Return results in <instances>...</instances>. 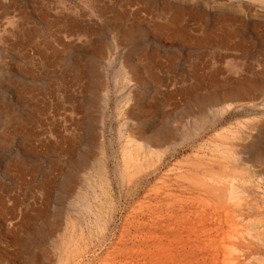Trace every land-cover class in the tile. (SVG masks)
Masks as SVG:
<instances>
[{
	"label": "rangeland",
	"instance_id": "1",
	"mask_svg": "<svg viewBox=\"0 0 264 264\" xmlns=\"http://www.w3.org/2000/svg\"><path fill=\"white\" fill-rule=\"evenodd\" d=\"M0 264H264V0H0Z\"/></svg>",
	"mask_w": 264,
	"mask_h": 264
},
{
	"label": "bare ground",
	"instance_id": "2",
	"mask_svg": "<svg viewBox=\"0 0 264 264\" xmlns=\"http://www.w3.org/2000/svg\"><path fill=\"white\" fill-rule=\"evenodd\" d=\"M242 87V86H241ZM241 88H240V86H235V88H234V91H239ZM243 89V88H242ZM94 98V97H93ZM161 138H158L157 139V142L158 141H163V140H167L168 138H169V133H168V131L167 130H163L162 132H161ZM234 140V139H233ZM91 141L92 142H95L96 141V135L95 134H92V136H91ZM150 141V140H149ZM155 141H153V143H154ZM101 149H103V148H101ZM102 151V150H101ZM75 158V157H74ZM129 158H131V156L129 157ZM89 159H90V154L89 153H85L84 155H82V157H81V159H80V161L78 162V164L79 165H83V166H85V165H87L88 164V161H89ZM128 161H129V159H128ZM127 161V162H128ZM130 161H131V159H130ZM98 163H99V169H104V165H103V163H102V161H98ZM93 164V163H92ZM91 164V165H92ZM129 164V163H128ZM138 165V164H137ZM135 167V166H134ZM104 172V171H103ZM106 172V171H105ZM104 172V173H105ZM72 179L71 178H69L65 183H64V186L66 187V189L69 191V190H71V186H72Z\"/></svg>",
	"mask_w": 264,
	"mask_h": 264
}]
</instances>
